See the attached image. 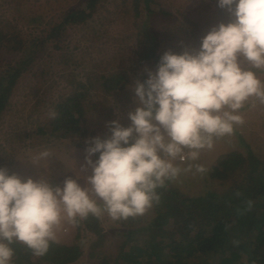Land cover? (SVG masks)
Instances as JSON below:
<instances>
[{"label": "rangeland", "instance_id": "374dc122", "mask_svg": "<svg viewBox=\"0 0 264 264\" xmlns=\"http://www.w3.org/2000/svg\"><path fill=\"white\" fill-rule=\"evenodd\" d=\"M87 1L0 0V33L11 39L10 43L4 39L0 45V73L20 60L32 40L41 44L68 12L86 10ZM136 5L143 7L138 0H100L84 23L68 25L59 36L38 47L40 51L20 77L0 118V168L22 179L44 178L53 186H63L71 177L90 188L87 177L91 169L82 167L86 141L110 135L107 124L113 119L124 126L131 123L128 112L136 107L131 85L157 67L154 56L146 50L148 44L156 40V55L186 48L196 51L208 31L232 19L217 0H153L152 14ZM258 75L264 81V70H258ZM117 77H123L119 85L105 90ZM79 84L85 89H78ZM76 90H86L79 132L54 135L50 118L55 107ZM238 111L242 121L234 125L231 134L214 137L212 147L200 149L195 161L177 158L174 163L180 172L164 184L199 197L207 192L224 193L240 181V173L214 174L224 155L237 152L247 159L251 150L257 157H264V101L250 98ZM197 164L203 165L204 171H197ZM90 195L102 209L99 215L89 213L73 222L64 214L55 228L54 241L81 248V258L72 264L112 262L122 233L153 217L151 206L144 214L114 219L103 210V200L92 192ZM87 217L102 232L100 241L86 227ZM79 220L82 224L77 226Z\"/></svg>", "mask_w": 264, "mask_h": 264}, {"label": "clouds", "instance_id": "9594fccd", "mask_svg": "<svg viewBox=\"0 0 264 264\" xmlns=\"http://www.w3.org/2000/svg\"><path fill=\"white\" fill-rule=\"evenodd\" d=\"M217 3L232 19L208 31L196 51L164 52L156 69L131 85L136 101L128 112L131 123L113 119L107 124L110 135L86 141L82 167L91 169L90 188L71 177L53 186L0 168V264H11L14 241L45 254L64 214L73 222L99 215L102 209L90 192L114 219L144 214L159 199L157 187L179 174L177 158L197 160L214 137L234 131L245 101H264L258 75L264 70V0ZM195 167L204 171L203 165Z\"/></svg>", "mask_w": 264, "mask_h": 264}, {"label": "trees", "instance_id": "16d2710c", "mask_svg": "<svg viewBox=\"0 0 264 264\" xmlns=\"http://www.w3.org/2000/svg\"><path fill=\"white\" fill-rule=\"evenodd\" d=\"M99 1L88 0L86 10L68 12L41 44L32 40L20 60L14 65L8 64L0 73V118L10 104L20 77L40 51L38 47L42 48L51 37L59 36L68 25L84 23ZM138 2L143 3V7L136 5L137 9L155 13L150 8L153 0ZM4 39L11 41L0 33V45ZM156 46L154 39L146 50L154 56L153 63L157 66L162 55L155 54ZM122 78L111 80L114 84L105 90L116 88ZM84 87L79 84L78 89ZM82 90H76L55 107L50 118L54 135L79 132L86 95V90ZM219 164L215 176L240 173L241 180L224 193L207 192L199 197L187 196L166 184L157 187L159 199L152 203L153 217L142 226L122 233L117 255L112 262L107 259V264H264V157H257L251 150L247 159L233 152L222 156ZM91 219L85 218L86 227L95 232L100 241L103 234ZM81 224L79 220L77 226ZM10 247L13 249L11 264H72L82 256L79 246L54 240L43 255H36L20 241H14Z\"/></svg>", "mask_w": 264, "mask_h": 264}, {"label": "built area", "instance_id": "2783aa9c", "mask_svg": "<svg viewBox=\"0 0 264 264\" xmlns=\"http://www.w3.org/2000/svg\"><path fill=\"white\" fill-rule=\"evenodd\" d=\"M187 153V152H186ZM187 160V159H186ZM186 160H184V161H186ZM184 161H182V162H184Z\"/></svg>", "mask_w": 264, "mask_h": 264}]
</instances>
